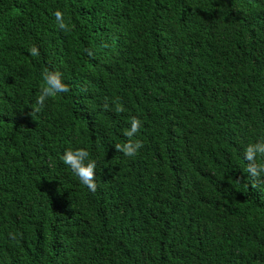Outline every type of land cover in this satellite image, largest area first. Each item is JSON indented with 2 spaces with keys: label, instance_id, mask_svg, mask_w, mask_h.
Wrapping results in <instances>:
<instances>
[{
  "label": "trees",
  "instance_id": "trees-1",
  "mask_svg": "<svg viewBox=\"0 0 264 264\" xmlns=\"http://www.w3.org/2000/svg\"><path fill=\"white\" fill-rule=\"evenodd\" d=\"M45 70L70 91L39 106ZM257 142L264 0H0V264H264Z\"/></svg>",
  "mask_w": 264,
  "mask_h": 264
},
{
  "label": "clouds",
  "instance_id": "clouds-1",
  "mask_svg": "<svg viewBox=\"0 0 264 264\" xmlns=\"http://www.w3.org/2000/svg\"><path fill=\"white\" fill-rule=\"evenodd\" d=\"M56 20L59 27L62 30L67 29V25L63 20V14L60 11L55 12ZM89 56L93 53L91 50L85 49ZM31 56H38L39 49L33 46L29 49ZM44 86L42 87L41 94L37 99V105L43 106L45 101L49 98H55L59 94H66L70 91L68 85L64 84L61 79V74L59 72H49L47 70L43 73ZM107 107V105H105ZM40 110L39 107L34 109L35 112ZM117 111H124L123 106H120ZM142 127V122L133 117L131 119L130 129L124 131V135L128 137V142L125 144H116L115 149L118 152H122L126 157H135L138 154V150L143 147V143L139 140H133L132 138L140 131ZM264 156V142H257L255 144H250L245 150L244 158L248 161L247 172L252 178H260L264 174V163H257V155ZM89 151L78 148L75 151L67 150L62 156L63 163L68 166L72 172L79 178L82 185L95 193L97 190L96 184V162L89 159ZM12 240L16 239V235L13 233L9 234Z\"/></svg>",
  "mask_w": 264,
  "mask_h": 264
}]
</instances>
